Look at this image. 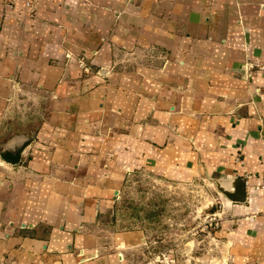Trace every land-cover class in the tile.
Here are the masks:
<instances>
[{"label": "crops", "instance_id": "1", "mask_svg": "<svg viewBox=\"0 0 264 264\" xmlns=\"http://www.w3.org/2000/svg\"><path fill=\"white\" fill-rule=\"evenodd\" d=\"M264 0H0V264H133L130 175L214 178L228 264H264Z\"/></svg>", "mask_w": 264, "mask_h": 264}, {"label": "rangeland", "instance_id": "2", "mask_svg": "<svg viewBox=\"0 0 264 264\" xmlns=\"http://www.w3.org/2000/svg\"><path fill=\"white\" fill-rule=\"evenodd\" d=\"M225 213L208 179L180 184L141 173L121 189V219L145 235L133 264H228L219 236Z\"/></svg>", "mask_w": 264, "mask_h": 264}, {"label": "water", "instance_id": "3", "mask_svg": "<svg viewBox=\"0 0 264 264\" xmlns=\"http://www.w3.org/2000/svg\"><path fill=\"white\" fill-rule=\"evenodd\" d=\"M29 140L21 142L19 145L13 146L9 149L0 150V159L7 164L16 165L20 160V155ZM215 186L216 190L224 196L228 201L233 203H244L246 200L245 184L244 180L237 179L232 182V192H229L225 186H223L219 180L214 178H208Z\"/></svg>", "mask_w": 264, "mask_h": 264}, {"label": "built area", "instance_id": "4", "mask_svg": "<svg viewBox=\"0 0 264 264\" xmlns=\"http://www.w3.org/2000/svg\"><path fill=\"white\" fill-rule=\"evenodd\" d=\"M25 6L27 8H31L34 0H24ZM15 2V0H8V4ZM259 70L264 71V68L260 67ZM260 188L264 191V183L260 186ZM262 216L264 217V211L262 212Z\"/></svg>", "mask_w": 264, "mask_h": 264}]
</instances>
